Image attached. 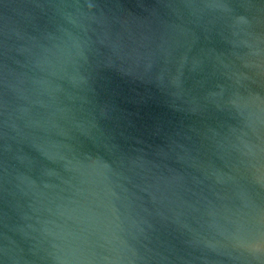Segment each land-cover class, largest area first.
<instances>
[{
	"label": "water",
	"instance_id": "obj_1",
	"mask_svg": "<svg viewBox=\"0 0 264 264\" xmlns=\"http://www.w3.org/2000/svg\"><path fill=\"white\" fill-rule=\"evenodd\" d=\"M0 264H264V0H0Z\"/></svg>",
	"mask_w": 264,
	"mask_h": 264
}]
</instances>
